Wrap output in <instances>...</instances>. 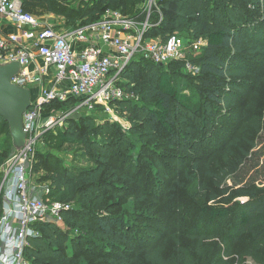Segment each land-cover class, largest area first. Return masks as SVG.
<instances>
[{"label":"trees","instance_id":"1","mask_svg":"<svg viewBox=\"0 0 264 264\" xmlns=\"http://www.w3.org/2000/svg\"><path fill=\"white\" fill-rule=\"evenodd\" d=\"M140 1L89 0L70 7L58 0H22V11L32 15L47 13L61 18L70 29H76L98 22L105 11L113 10L138 23L149 17L146 40L166 41L176 35L187 46L201 40L204 45L196 53L198 56L192 57L194 53L188 52L185 61H171L162 67L144 59L140 53L134 55L119 83L126 97L110 106L129 114L128 121L142 140L165 142L173 152L171 159H180L199 170L220 120L211 104L233 106L235 97L244 92V87L235 80L255 73L243 63L244 57L264 56V0H156L143 12L137 10ZM236 12L239 14L235 15ZM186 63L198 67L199 72L193 88L182 83V93L188 96H181L177 102L164 89L165 71L182 75L183 71L189 72ZM203 99L205 102L201 105ZM78 103L70 98L45 107L68 110L77 108ZM189 104L195 107L194 117L199 116L201 108H209L204 110L208 120H203L201 127L189 121V111H183ZM82 111L84 115L73 113L66 119L65 128L58 136L47 132L43 138L45 146L53 142L57 149L66 144H79L87 166L62 168L56 163L44 168L36 166L33 172L44 169L51 198L72 205L63 214V220L76 233L70 235L53 224L33 225L39 235L27 241L24 249L27 264H74L72 258L79 260L77 253L81 249L97 264H242L245 258L264 264V115L256 116L257 123L248 127L247 149L239 150L241 158L234 164L225 163L223 176H218L211 187L202 183V192L208 193L202 204L192 201L198 212L190 218V230L181 228L178 232L194 244L187 246L175 239L168 251L167 237L162 243L154 242L151 231H143L142 235L133 230V221L140 220V213L130 218L121 211L126 199L124 192L128 189L125 185L135 186L140 178L134 177L132 169L125 171L126 167L120 165L121 152L114 153L118 140L104 131L105 125L95 122L93 114L104 110ZM248 111L246 104L239 118L247 119ZM177 122L186 126L183 134L176 132ZM261 134L263 140L256 138ZM0 137L3 138L0 142L2 165L13 148L8 125L1 118ZM156 165L159 166L158 161ZM228 176L231 184L225 180ZM204 221L205 230L200 228ZM184 225L185 222L179 224Z\"/></svg>","mask_w":264,"mask_h":264},{"label":"built area","instance_id":"2","mask_svg":"<svg viewBox=\"0 0 264 264\" xmlns=\"http://www.w3.org/2000/svg\"><path fill=\"white\" fill-rule=\"evenodd\" d=\"M0 22L16 29L10 34L0 33V61L18 62L21 72L12 83L37 91L36 98H31L32 107L23 114L26 146L20 152L13 150L0 165V264H27V241L39 235L32 226H58L63 214L72 209V205L51 198L49 184L33 187L28 177L29 163L43 135L65 117H42L45 106L74 98L79 101L76 109L112 112L110 106L126 97L119 83L134 55L140 53L146 60L166 65L185 61L188 52L197 53L204 43L200 40L187 46L176 35L166 41L146 40L149 17L138 23L113 10L105 11L98 22L59 32L35 15L23 12L22 0H0ZM36 60L42 62L43 68L33 74L29 67ZM49 68L54 69L51 74ZM185 68L195 75L199 72L190 63ZM45 77L51 86L45 84Z\"/></svg>","mask_w":264,"mask_h":264},{"label":"rangeland","instance_id":"3","mask_svg":"<svg viewBox=\"0 0 264 264\" xmlns=\"http://www.w3.org/2000/svg\"><path fill=\"white\" fill-rule=\"evenodd\" d=\"M58 1L63 5L66 4L70 7H78L82 5L83 2H88L89 0ZM155 1L156 0H141L140 4L137 6V10H141L142 12L147 11ZM240 13L243 14L244 12ZM234 14L237 15L239 13L236 12ZM44 16H48L47 13L39 12L36 15L38 18ZM196 55L198 56V54L194 53L192 57ZM244 59L243 63L255 73L252 74V76L235 80L244 87V92L235 97L233 106L219 107L215 104H211L221 121L218 119L219 123L215 128L214 141L209 147L206 156L201 161L199 170L180 159H171L170 156L173 152L167 148L165 142L159 140H142L139 134L135 133L136 129L131 127L128 121L129 114L127 116L122 112L123 110H114L111 108L112 112L107 113L99 111L93 114L95 122L102 126L105 125L104 131L118 140L117 149L114 153L119 154L118 152H121L120 165L126 167L125 171L132 169L134 177L137 176L140 178L135 186L125 185L128 189L124 192L126 199L123 200L121 211L127 213V216L130 218L134 214L140 213V220L137 219L133 221L135 222V229L133 230L142 232V235H144L143 231H151V236L155 237L154 242L159 241L162 243L164 238L167 237L168 239L165 240V244L168 251L173 248L175 239H179L182 244L187 246L194 244L193 240H185V236H183L181 232H178L181 228H186L187 232L190 230V218H193L198 212L197 208L191 205L192 201H197L199 204L205 201L208 193L202 192V183L211 187L218 176H223L222 173L225 168V163L228 164L229 161L234 164L235 161L241 158L239 150L241 148L247 149L245 137L249 138L248 127L251 126V124L257 123L256 116L259 117L264 115V56L256 57L255 55L249 54L246 55ZM195 77H197L195 74H189V72L186 71H183L182 75L165 71L164 89L169 91L178 102L181 96H188V93H182V83L186 82L193 88L195 86ZM30 92L31 98L35 99L37 91L32 88ZM204 102L203 99L201 105ZM246 104H248L249 108V117L242 120L239 118V115ZM175 106H178V104ZM194 109L195 107L193 104L183 107V111H189V121L201 127L203 120H208V117L203 114L204 110H209V108H201L200 114L197 117H194ZM65 110L66 109L57 106H50L47 109L46 107L44 108L41 115L42 117L57 116L60 118V115L65 116L61 117L62 123L48 131L51 135L58 136L65 128L64 119L66 117L68 118L73 113H82L81 115H84V112L80 109H76V107L74 109L72 107V109ZM56 111L58 113L57 115ZM140 117L143 116L140 115ZM140 117H137V120H140ZM211 122L212 119L209 123ZM114 127H116L115 131L113 130ZM176 127V132L178 134H183L185 132V125L177 122ZM138 129L143 130L140 125H138ZM251 132H253V130H251ZM119 134L121 135L119 136ZM256 138H259V140L262 138L263 140V135H256ZM2 140L3 138L0 137V142ZM83 154L82 147L77 143L66 144L62 149H57V146H54L53 142L51 145L45 146L43 138L42 142L37 146L31 164L29 163L28 177L30 182L33 184V187L43 188L48 184L44 181V169H39V173H33L36 166H43L44 168L51 165L53 166L56 163H60L62 168L79 165L87 166L86 161H83ZM10 155L4 160L7 161ZM156 161L159 162V166L156 165ZM39 162H41V164H39ZM208 173L214 174V177L208 176ZM225 180L229 184L232 182L230 176L226 177ZM205 191L207 190L205 189ZM182 222H185V225L179 226ZM204 226L205 221L200 228L205 230ZM58 227L61 228L60 231L70 232V235L76 233L74 229H71L65 224L64 220ZM213 230L215 229L213 228ZM174 232L177 233L174 234ZM171 234L172 237H170ZM188 238L190 237L188 236ZM141 241L140 239V242ZM68 250L69 248L67 252ZM85 253V249L79 250L77 253L79 260H74V258H72L75 262L74 264H76V262L77 264H97V262L93 261L92 256H88V254ZM242 264L255 263L251 259L245 258Z\"/></svg>","mask_w":264,"mask_h":264},{"label":"water","instance_id":"4","mask_svg":"<svg viewBox=\"0 0 264 264\" xmlns=\"http://www.w3.org/2000/svg\"><path fill=\"white\" fill-rule=\"evenodd\" d=\"M20 72L18 62L0 61V118L8 125L11 145L15 152L22 151L26 146L23 114L32 107L30 90L12 83V79Z\"/></svg>","mask_w":264,"mask_h":264},{"label":"crops","instance_id":"5","mask_svg":"<svg viewBox=\"0 0 264 264\" xmlns=\"http://www.w3.org/2000/svg\"><path fill=\"white\" fill-rule=\"evenodd\" d=\"M40 20L42 21L41 23L50 24V25L56 27V29L59 32H66L68 30H73V29H70L69 27H67L65 25V22H63V20L61 18H56L53 15L41 17ZM13 32H16V29L14 26H12L11 24H9L7 22H0V33H2L3 35H6V34L13 33ZM107 50L108 49H106V48L104 49V51H107ZM39 68L40 69L43 68V64L40 60H36L33 64L30 65L29 70L31 73L34 74L36 69H39ZM49 70L48 71L51 74L54 69L49 68ZM45 80H46L45 84L47 86H51L50 80L47 77H45Z\"/></svg>","mask_w":264,"mask_h":264}]
</instances>
